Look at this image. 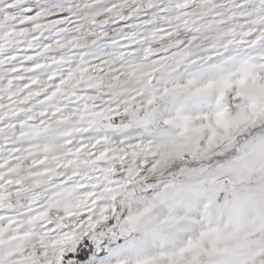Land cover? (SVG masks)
Returning a JSON list of instances; mask_svg holds the SVG:
<instances>
[{
    "label": "snow or ice",
    "instance_id": "obj_1",
    "mask_svg": "<svg viewBox=\"0 0 264 264\" xmlns=\"http://www.w3.org/2000/svg\"><path fill=\"white\" fill-rule=\"evenodd\" d=\"M0 264H264V0H0Z\"/></svg>",
    "mask_w": 264,
    "mask_h": 264
}]
</instances>
